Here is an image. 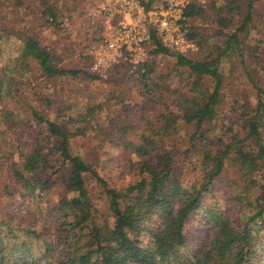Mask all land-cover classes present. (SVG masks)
I'll return each mask as SVG.
<instances>
[{
	"label": "trees",
	"instance_id": "16d2710c",
	"mask_svg": "<svg viewBox=\"0 0 264 264\" xmlns=\"http://www.w3.org/2000/svg\"><path fill=\"white\" fill-rule=\"evenodd\" d=\"M155 1L145 4L151 7ZM220 1L194 0L186 6L185 37L198 46L192 55L171 51L152 34L149 58L132 75L142 89L141 119L147 123L141 132L140 123L128 125L114 142L130 155L127 171L135 178L126 186H111L71 148L77 137L105 134L104 104L59 109L53 119L34 110L38 127L16 130L18 140L0 155V264H264V88L250 66L251 61L262 66L264 50L247 41L262 17L256 9L262 0ZM23 4L16 0L15 7ZM43 4L48 21L62 24L57 4ZM199 18L222 29L219 40L193 23ZM13 37L20 64L35 60L43 76L87 74L59 66L33 35ZM160 54L172 55L177 67L188 71L181 78L176 70L181 84L173 82V73L158 70L153 57ZM235 56L258 100L252 105L246 93L234 100L233 124L239 131L226 141L212 137L209 125L217 118L227 64ZM182 125L193 130L180 161L194 164L198 156L200 163L199 177L188 183L178 170ZM229 167L237 176L219 193L217 180ZM88 175L101 188L111 220L97 219ZM58 183L65 191L55 198L51 189ZM207 198L212 202L205 206ZM198 210L208 228L190 248L187 223Z\"/></svg>",
	"mask_w": 264,
	"mask_h": 264
},
{
	"label": "rangeland",
	"instance_id": "374dc122",
	"mask_svg": "<svg viewBox=\"0 0 264 264\" xmlns=\"http://www.w3.org/2000/svg\"><path fill=\"white\" fill-rule=\"evenodd\" d=\"M23 1L25 4L15 7L16 0H0V155L9 151L10 142L18 140L16 130H19L20 126L27 130L38 127L33 115L34 110L53 119L59 113V109L67 112L70 108L74 109L86 103H102L105 111L101 114V120L109 124L107 130L104 131L105 134L100 138L77 137L72 140L71 148L74 154H79L92 163L111 186L118 188L126 186L135 178L134 172L127 171L130 155L119 147H115L114 142L124 137L121 130L128 125L136 123L138 126L140 123L137 132H141L139 128L147 123V120L141 119V115L144 114L141 109L142 89L140 85L135 84L132 76L144 61L135 64L115 53L109 54L108 50L105 55L98 56L96 53L99 43L111 35L118 26L121 16L101 11L102 4L107 0H49L57 4L59 20L62 21V24L56 25L50 23L48 15L44 14L43 0ZM160 1L156 0L153 5H159ZM177 1L185 3L194 0ZM195 1L206 5L211 4L213 0ZM217 3L220 4L221 1L217 0ZM256 9L257 14L262 17L257 18L256 28L251 30L247 41L253 46L259 45L258 50L263 51L264 0L257 5ZM193 23L205 29L209 28L208 31L213 35L214 40L216 37V40H219L223 35L220 32L222 29L219 30L211 22L208 24L199 18ZM22 34H30L37 38L45 48L49 49L55 62L62 68L81 70L87 74L79 73L50 79L41 74L35 60L29 59V66L24 63L20 64L15 57L17 43L13 36ZM156 35L158 36L157 33ZM197 50L196 45L194 47L185 46L184 53L192 55ZM246 51L249 52L248 49ZM149 55L148 49L146 59ZM153 58L158 70L163 73H173L174 76L178 70L188 75L186 69L177 67L175 57L172 55L160 54ZM232 60L227 64L223 96L217 118L209 125L212 128L210 133L212 137L223 138L226 141L239 131L238 126L233 124L236 116L232 107L234 100H242L244 93L248 95L252 105H256L258 100L257 90L243 71L241 58L235 56ZM261 65L259 67L256 66L255 61L250 62V66L256 68L260 86L264 88V62ZM184 73L181 78H185ZM173 78L175 84H181L179 83L180 75H175ZM191 130H193L191 126L182 125L180 127L179 161L185 159L183 151L188 143V132ZM128 134L130 138L136 136V134L132 135L131 130ZM192 160L194 164L189 159L180 161L178 170L182 179L186 181L185 183L193 182L200 174L198 156H194ZM235 176H237L235 168H227L223 176L217 180L215 189L221 193L220 188L225 187L229 179ZM86 181L97 208V219L99 221L105 218L111 220L101 188L90 175L87 176ZM64 191L65 188L61 183L53 185L51 189L55 198ZM205 201V206L212 202L209 198ZM205 224L206 219L202 210L190 216L187 223L190 248L193 244L196 245L201 233L207 232L208 226Z\"/></svg>",
	"mask_w": 264,
	"mask_h": 264
},
{
	"label": "built area",
	"instance_id": "2783aa9c",
	"mask_svg": "<svg viewBox=\"0 0 264 264\" xmlns=\"http://www.w3.org/2000/svg\"><path fill=\"white\" fill-rule=\"evenodd\" d=\"M146 0H107L101 11L121 16L118 26L109 37L100 42L98 56L117 54L135 64L148 57V44L152 34L157 33L165 47L184 53L185 46L194 47V42L185 37L183 21L189 1L161 0L159 5L148 7ZM124 53V54H123ZM100 58V57H99ZM1 70V69H0Z\"/></svg>",
	"mask_w": 264,
	"mask_h": 264
}]
</instances>
